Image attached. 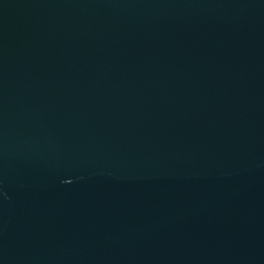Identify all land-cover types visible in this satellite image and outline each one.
Here are the masks:
<instances>
[{"label":"water","instance_id":"95a60500","mask_svg":"<svg viewBox=\"0 0 264 264\" xmlns=\"http://www.w3.org/2000/svg\"><path fill=\"white\" fill-rule=\"evenodd\" d=\"M0 264H264V0H0Z\"/></svg>","mask_w":264,"mask_h":264}]
</instances>
